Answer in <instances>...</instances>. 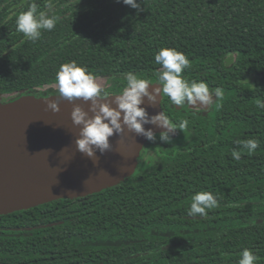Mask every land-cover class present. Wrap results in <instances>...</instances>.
<instances>
[{"label":"trees","instance_id":"16d2710c","mask_svg":"<svg viewBox=\"0 0 264 264\" xmlns=\"http://www.w3.org/2000/svg\"><path fill=\"white\" fill-rule=\"evenodd\" d=\"M31 2L0 0L2 101L57 94L41 89L72 60L110 92L128 72L156 82L161 47L187 55L185 78L224 95L208 110L162 95L170 119L188 120L186 142L161 146L153 165L116 185L1 214L0 264H238L244 248L264 264V0H142L141 10L122 0H52V9L34 0L60 17L35 42L16 28ZM252 138L260 146L248 154L238 141ZM199 191L218 199L206 217L188 214Z\"/></svg>","mask_w":264,"mask_h":264},{"label":"water","instance_id":"95a60500","mask_svg":"<svg viewBox=\"0 0 264 264\" xmlns=\"http://www.w3.org/2000/svg\"><path fill=\"white\" fill-rule=\"evenodd\" d=\"M58 95L0 98V215L85 196L118 184L136 170L148 141L144 136L125 127L109 137V151L96 150L92 159L77 150L81 126L73 124L70 116L75 104L88 111L90 101H68ZM161 99L160 104L150 105L145 98L142 106L155 115L162 111ZM49 100H59V111L47 107ZM144 127L156 134L162 130L151 124Z\"/></svg>","mask_w":264,"mask_h":264},{"label":"clouds","instance_id":"9594fccd","mask_svg":"<svg viewBox=\"0 0 264 264\" xmlns=\"http://www.w3.org/2000/svg\"><path fill=\"white\" fill-rule=\"evenodd\" d=\"M122 3L133 9L141 10L142 0H122ZM45 7L53 8L52 0H47ZM60 17L40 11L37 3L31 2L26 10L16 17V28L27 40L32 42L41 38L43 31L55 28ZM154 61L161 68L155 73L156 82L146 78L143 74L128 72L124 86L118 92H110L97 82L95 75L88 71L86 66L72 60L60 65L56 73V84L59 99L72 101L76 98L90 101L88 111L79 104H75L70 113L73 124L80 125L79 135L75 141L76 148L90 158H95V151L101 153L109 151L112 145L109 137L121 134L124 128L144 136L149 141L156 140V133L144 125H155L162 130L159 139L171 142L172 134L177 129L184 132L188 120L182 119L174 122L162 110L155 115H149L144 104L145 98L150 105L160 104L161 96L168 97L174 106L183 108L194 107L207 110L216 101L223 99V89H210L204 81H189L182 73L191 67V62L186 54L174 47H161L154 55ZM156 84V87L150 86ZM108 97H113L109 102ZM114 105V106H113ZM218 106V105H217ZM47 107L53 112L59 111V100H49ZM257 107L264 110V102H258ZM91 112V115H89ZM248 154H253L260 146L256 138L238 141ZM233 158L239 160L241 153L233 150ZM96 162V161H95ZM218 199L210 191L196 192L191 198L188 214L202 217L207 216V210L217 208ZM259 257L250 249L244 248L238 264H256Z\"/></svg>","mask_w":264,"mask_h":264},{"label":"rangeland","instance_id":"374dc122","mask_svg":"<svg viewBox=\"0 0 264 264\" xmlns=\"http://www.w3.org/2000/svg\"><path fill=\"white\" fill-rule=\"evenodd\" d=\"M233 59V56L228 57V62H230ZM97 82L100 83L101 85L105 86L108 81L106 78L99 77L96 78ZM53 89L57 90V84H53L49 87H45L41 90H46V89ZM176 134H172V139L171 142H163L159 139V133L156 134V140L154 141H147L145 143V153L142 157L139 158L137 169L142 171L153 165L156 160H157V154L163 145H170V144H182L186 142L190 138V133L188 131L182 132L181 130L177 129Z\"/></svg>","mask_w":264,"mask_h":264},{"label":"flooded vegetation","instance_id":"af4514ba","mask_svg":"<svg viewBox=\"0 0 264 264\" xmlns=\"http://www.w3.org/2000/svg\"><path fill=\"white\" fill-rule=\"evenodd\" d=\"M178 107H179V106H178ZM188 107H189V106H188ZM209 107H210V106H209ZM209 107L207 108V110L209 109ZM189 108H192V109H197V108H194V107H189ZM197 110H199V109H197ZM146 143H147V142H146ZM144 150H146V149H145V145H144V147H143L142 151H144ZM142 151H141V152H142Z\"/></svg>","mask_w":264,"mask_h":264}]
</instances>
